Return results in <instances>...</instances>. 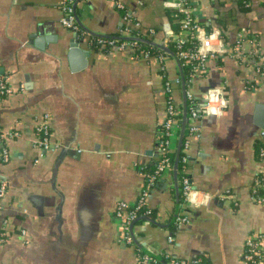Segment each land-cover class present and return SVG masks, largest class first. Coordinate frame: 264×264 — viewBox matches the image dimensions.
<instances>
[{"label":"crops","instance_id":"0c3cea01","mask_svg":"<svg viewBox=\"0 0 264 264\" xmlns=\"http://www.w3.org/2000/svg\"><path fill=\"white\" fill-rule=\"evenodd\" d=\"M63 1L0 0V75L14 89L0 99V130L19 134L0 141V229L7 221L10 230L0 264H137L138 249L242 264L248 235L264 232V208L250 191L264 142V75L253 53L264 49V0H248L243 12L237 0H192L200 34L219 31L213 43L222 40L227 50L188 82L171 55L161 71L158 59L135 50L90 44L137 21L143 39L168 46L174 33L163 0H77L82 35L63 25ZM166 80L177 106L185 108L184 85L199 110L208 89L224 90L227 102L220 113L201 111L197 132H185L190 142L180 157L188 154L189 204L173 168L149 189L153 216L134 225L136 240L127 243L115 211L119 201H137L142 170L158 160ZM46 115L52 146L39 150L34 128ZM184 214L189 221L177 223Z\"/></svg>","mask_w":264,"mask_h":264},{"label":"built area","instance_id":"2783aa9c","mask_svg":"<svg viewBox=\"0 0 264 264\" xmlns=\"http://www.w3.org/2000/svg\"><path fill=\"white\" fill-rule=\"evenodd\" d=\"M77 0H64L62 3V9L64 11V17L62 18V23L67 28H70L80 35L83 34L82 27L78 21L75 3ZM164 6L171 10V15L173 17H180L179 21L181 23V30L178 34H174L173 42L176 43L178 55L180 61H184L185 64H191L193 68V73L190 75L189 80L193 77L203 75L206 72L205 63L208 58L214 57L218 54L226 52L227 47L220 40V43L214 44V36L219 37L221 33L217 30L211 31L206 35H201L200 30L202 29L201 22L198 20L195 13V5L192 0H163ZM116 5L120 9L125 7L121 2L116 1ZM124 19L126 21L133 20L129 13L125 12ZM135 25L129 26L124 25L121 29L119 35L116 36H97L95 37V42L101 47L108 49H116L118 51H125L128 49L135 50L138 55H141L147 59H158L160 62V69L163 71L165 69V61L169 57L163 52L153 53L147 47L142 45V37L139 35L137 30L139 27V22L135 21ZM153 33V30H151ZM197 42L195 47L186 45L189 42ZM93 40L90 39V44ZM254 66L260 75H264V49L259 48L253 52ZM135 54V55H136ZM164 90L167 97V116L162 123V129L160 138L158 139L159 146V157L155 168L152 173H147L144 169L142 170V175L145 179V187L140 193L139 198L135 203H129L127 201H119L117 203L114 218L119 224L121 239L127 243L134 242L135 235L131 228V225L135 219L138 217V210L144 209V216L149 214L150 210L147 207V197L149 194L150 187L154 182L163 177L165 173L173 169L174 160L172 159V140L180 134L182 125L175 118L176 110L178 106L175 104L174 99V86L169 81L166 80ZM188 90V89H187ZM186 90L187 100H192V95ZM208 89L203 103L202 110H192L187 118L190 123L186 125V131L189 134H194L197 132V127L194 124V120L199 117L201 111L207 114H217L222 111L226 105V97L224 90L221 89ZM14 89L8 84L6 79L0 75V99L11 95ZM48 115L45 116L44 120L34 128L33 143L39 150H47L52 146V139L50 134V129L48 125ZM185 131V132H186ZM16 131H2L0 130V141L5 139H10L18 136ZM183 140V147L188 148L190 137L186 136ZM2 157L6 161L9 158L8 150L4 147L2 150ZM182 161L185 164L188 161V154L183 155ZM186 167V166H185ZM185 169V168H184ZM182 192L185 200L188 202L191 200V195L193 189L190 183V179L187 174H184L181 179ZM251 198L254 202L264 208V142H262L257 149V163L254 172L253 183L250 187ZM6 190V184L2 182L0 184V197L4 195ZM1 216V209H0ZM189 218L186 214L176 217L177 223L188 222ZM134 228V226H133ZM24 233V231H23ZM10 236V230L8 228V222L4 221L0 229V243L5 242ZM142 251V250H141ZM144 252V251H143ZM166 258L169 259L167 264H209L205 262L202 258H196L192 260L179 259L172 254L167 253ZM137 264H159L158 260L154 258L147 252L138 253ZM242 264H264V232H252L248 235L244 247V252L242 253Z\"/></svg>","mask_w":264,"mask_h":264},{"label":"trees","instance_id":"16d2710c","mask_svg":"<svg viewBox=\"0 0 264 264\" xmlns=\"http://www.w3.org/2000/svg\"><path fill=\"white\" fill-rule=\"evenodd\" d=\"M237 4H238V10H239L240 12L247 11V10L250 9V7L248 6V0H237ZM125 12L128 13L127 10H125ZM170 12H172V11L170 10ZM234 13H235V11H230V14H229L228 16H223V18L231 17L232 14H234ZM179 19H180V17H173V16H170V17H169L170 25H171V29H172V31H173L174 34H178L179 31L181 30V23H180ZM91 39L93 40V43L91 44V46L94 47V48H97V49L100 48V45H99L98 43L95 42L96 38H95L94 36H92ZM142 39H143V38H142ZM146 39L151 41L150 38H146ZM141 43H142V45H144L145 47H147V48H148L151 52H153V53H157V52H160V51H161V52H163L164 54H166V55L169 56L168 53L164 52L163 50H161V49H159V48H157V47H155V46H153V45H151V44H149V43H147V42H145V41H141ZM196 44H197V42H195V41L192 42V43H191V42L186 43V45H189V46H191V47H195ZM168 46H169V47H170L175 53L178 51V48L176 47V43H175V42L170 41ZM181 63H182V65H183V70H184V73H185V76H186V82H188L190 75L193 73L192 65H191V64H185L183 60L181 61ZM196 102H197V101H196L195 98L192 99V100L188 99V100L186 101L185 108H184V106H178V108H177V110H176L175 118L178 120V122L180 123V125L183 124V115H184L185 112H186L187 115H190L192 110H197L198 107H197ZM184 110H185V112H184ZM182 155H183V153H182ZM171 156H172V159L175 161L176 153H175V152H172ZM182 157H183V156L180 157L179 164H178V178H179V181H180V182H181L182 176H183L184 174H186V173H185V169H184V168H185V164H184L183 161H182ZM156 163H157V161L154 163V165H150V166L146 167L144 170H145L147 173H152L153 170H154V168H155ZM157 181H158V179L154 182V184H155ZM154 184H153V185H154ZM151 187H152V186H151ZM151 187H150V189H151ZM143 215H144V209L141 208V209L138 210V216H140V217H138L137 219H135V220L133 221L134 225H135L136 223H139V222L142 220V218H143L142 216H143ZM149 215H150V216H153V211H150V212H149ZM17 230L20 231V228H17V227L13 228V229L11 230V235H13L14 233H16ZM131 243H133V242H131ZM137 253H144V252L141 251L140 249H138ZM166 255H167L166 252H163V253H162V257H163V261H164V263L158 261L159 264H167V262H169V259L166 258ZM172 256H173V255H172ZM202 259H203L205 262L208 263V261H207L205 258H202Z\"/></svg>","mask_w":264,"mask_h":264},{"label":"water","instance_id":"95a60500","mask_svg":"<svg viewBox=\"0 0 264 264\" xmlns=\"http://www.w3.org/2000/svg\"><path fill=\"white\" fill-rule=\"evenodd\" d=\"M76 8H77V3L75 5V11H76V15H77V18H78V14H77ZM78 21H79V23H81L80 20H79V18H78ZM167 29H169L168 26H167ZM141 41H145V42H147V43H149V44H151V45H153V46H155V47L163 50L164 52H166L169 55H171V56L175 57L176 59H178V61L180 63V59H179L178 55L169 46H167L166 44H164V43L163 44H157V43H155L153 41L146 40V39H141ZM183 88H184V93H185L186 92L185 85H184ZM201 101L204 103L206 101V99L205 98H202ZM185 103H186V101H185ZM184 114H185V116H184V119H183V124H182L181 130H180V134H179V136H180L179 137V144H178V147H177L176 157H175L174 166H173L176 177H177V173H178V164H179V160H180L181 149H182L183 139H184V136H185L186 125H187V114H186V112ZM262 127H264V125H262ZM143 218L144 219H149L148 217H143ZM133 226H134V223H132V225H131V228L132 229H133ZM145 252H147V251H145ZM147 253H149L150 255H152L159 262H163L164 263L163 258L161 256L154 255V254H152L150 252H147Z\"/></svg>","mask_w":264,"mask_h":264}]
</instances>
